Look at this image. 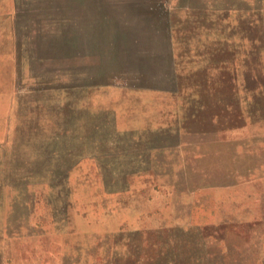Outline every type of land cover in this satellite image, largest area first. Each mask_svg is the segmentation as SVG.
<instances>
[{
    "label": "rangeland",
    "instance_id": "374dc122",
    "mask_svg": "<svg viewBox=\"0 0 264 264\" xmlns=\"http://www.w3.org/2000/svg\"><path fill=\"white\" fill-rule=\"evenodd\" d=\"M239 1L220 0L229 14L212 33L186 36L180 71L168 36L162 57L133 51L163 86L60 48L58 23L81 7L0 0V264H264V0L241 4L258 9L259 34ZM211 56L232 69L202 77Z\"/></svg>",
    "mask_w": 264,
    "mask_h": 264
},
{
    "label": "trees",
    "instance_id": "16d2710c",
    "mask_svg": "<svg viewBox=\"0 0 264 264\" xmlns=\"http://www.w3.org/2000/svg\"><path fill=\"white\" fill-rule=\"evenodd\" d=\"M101 1L99 6H103L109 10L107 13V22L108 27H104L103 20L92 21L95 17L88 12V8L90 9L91 3L93 1L89 0H64L66 7H81L82 15L76 14L72 16L66 17L63 21L64 23L59 24L58 28L62 29V25L66 27L65 37H60V41L58 42L60 48H63L69 53V56L72 55V52L78 53L79 55L85 54L88 58L91 56L99 57V59L104 60L106 55L112 56L110 63H116L117 67L121 70L117 72L118 75H121L125 82H143L144 77H146V81L152 84H159L165 86L166 84H161L164 80L161 78L153 77V74H150L149 71L140 70L137 67V64L134 63V60L129 59L133 55L134 50H139L138 53H141L140 50H143V58L140 59V63L148 60V56L154 51L157 52L159 50L161 57L163 56V51L166 52L167 48L165 47V41L168 36L167 26L165 24L166 20L170 18V24L168 28L171 32V36L180 35L184 38L189 32L188 31L190 25L195 21H197L201 16L200 7H204L208 4L216 5V3L220 0H195L196 4H193L191 1L188 3L191 7H196V9L187 8L183 11V16L180 18L181 20L177 21L173 16L167 15V11L165 9V5H182L183 0H97ZM226 1V0H225ZM243 3L244 7L256 6L258 3L256 0L249 5H245L246 1L241 0L237 4L241 5ZM144 4V5H142ZM153 6L156 8V13L154 12ZM242 6V5H241ZM199 7V8H198ZM198 8V10H197ZM239 10H236L234 13L238 19H241L244 22V25L247 29L253 32H257L259 34L260 30V20H259V11L258 9H248L239 7ZM73 9V8H72ZM152 10V13H155L156 17L155 22L153 20H145L149 18V12ZM84 11H86L84 13ZM167 15V17H166ZM144 20V21H143ZM143 21V23L141 22ZM241 21V22H242ZM142 23V24H141ZM72 31V32H71ZM230 31V29H229ZM242 35V34H240ZM242 37V36H241ZM149 44V45H148ZM223 44V43H222ZM155 45V46H153ZM154 48H151V47ZM224 50L228 53L231 51L229 45L225 43L221 45ZM229 47V48H228ZM62 49V50H63ZM158 49V50H157ZM162 49V52L160 51ZM259 50V41L254 42L253 39L248 41L247 53L256 52L257 55ZM72 51V52H71ZM179 51L176 48L175 52ZM65 52V51H64ZM63 52V53H64ZM65 52V53H67ZM101 56L98 55L101 53ZM155 52L153 54H155ZM180 52V51H179ZM175 53L173 58L175 61V67H180L178 71L182 68H186L187 64H179L180 53ZM230 54V53H229ZM68 55V54H67ZM73 56V55H72ZM166 57H170L168 53L165 55ZM163 59V58H162ZM211 64L205 67V73L202 77L209 79L212 74V70L216 71V69L228 71L232 69L234 61L229 60L225 61L222 64L217 62L216 60L210 57ZM84 64V63H82ZM89 65L90 62H87ZM86 64V65H87ZM115 67V66H114ZM223 68V69H222ZM122 69H124L123 72ZM139 69V70H138ZM198 70V69H196ZM122 71V72H121ZM138 71V72H134ZM142 71V72H140ZM202 69L199 71L201 72ZM93 72H91L89 67H85V74L87 77H93ZM183 73V72H182ZM179 76L180 80L190 79V76ZM116 74V73H115ZM171 76V74H170ZM179 79L178 75H176ZM159 80V81H157ZM230 80H234L233 76ZM194 84V83H193ZM234 84V82H232ZM164 254V253H162ZM163 258V257H162ZM165 261L168 264H176L174 260L165 257Z\"/></svg>",
    "mask_w": 264,
    "mask_h": 264
},
{
    "label": "water",
    "instance_id": "95a60500",
    "mask_svg": "<svg viewBox=\"0 0 264 264\" xmlns=\"http://www.w3.org/2000/svg\"><path fill=\"white\" fill-rule=\"evenodd\" d=\"M226 8L227 7L224 6L219 1L216 3V5L208 4L202 7L201 8L202 16L196 22L194 21L190 25L188 29V31L190 30V32L187 34L188 37L192 36L195 38L197 37V35L201 33L203 34L212 33L214 28L216 27L215 24L217 23V21L221 19L223 20V18L229 14V10H227ZM183 11L184 9H182L180 5L170 6L169 14L172 15L175 20L179 21L181 20L180 18L183 16ZM225 25H227V23ZM186 36L184 38H182V36L180 35L171 36L170 30H168L169 52L172 55H175V53L177 54L180 51L179 52L180 53L179 64H184V65L187 63V60L184 59V56L186 52H189L188 47L186 45L187 44ZM176 48H178L179 51L175 52ZM175 61L176 60L173 58L174 64H175ZM179 68L180 67H177V69Z\"/></svg>",
    "mask_w": 264,
    "mask_h": 264
}]
</instances>
